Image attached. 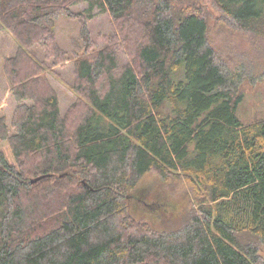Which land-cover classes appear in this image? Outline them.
<instances>
[{"label": "trees", "instance_id": "trees-1", "mask_svg": "<svg viewBox=\"0 0 264 264\" xmlns=\"http://www.w3.org/2000/svg\"><path fill=\"white\" fill-rule=\"evenodd\" d=\"M204 2L218 26L264 42V0H0V34L17 43L13 133L0 118V264H264V118L238 116L246 68L223 63ZM98 14L113 21L101 49ZM61 17L85 42L65 115L39 60L63 54ZM151 172L188 184L183 227L132 214Z\"/></svg>", "mask_w": 264, "mask_h": 264}, {"label": "rangeland", "instance_id": "rangeland-1", "mask_svg": "<svg viewBox=\"0 0 264 264\" xmlns=\"http://www.w3.org/2000/svg\"><path fill=\"white\" fill-rule=\"evenodd\" d=\"M210 13L209 40L222 56V61L231 69L246 68L247 77L241 85L244 98L238 107V116L248 123L264 118V42L247 34L235 31L228 24L218 26L219 12L212 3L204 2ZM86 5L74 7L82 12ZM80 24L72 18L61 17L56 24V37L63 54L56 59H44L48 67L44 76L57 92L61 113H69L78 100L74 91V58L85 51ZM91 41L98 47H106V40L113 29L109 14H98L89 24ZM17 43L9 34H0V118H6L11 128L16 110V101L11 93V84L5 72L6 59L16 54ZM126 60V58L124 59ZM193 195L185 181L163 182L158 174L149 173L140 182L135 198L131 200L132 214L141 223H148L158 232L173 231L184 226L194 205Z\"/></svg>", "mask_w": 264, "mask_h": 264}, {"label": "water", "instance_id": "water-1", "mask_svg": "<svg viewBox=\"0 0 264 264\" xmlns=\"http://www.w3.org/2000/svg\"><path fill=\"white\" fill-rule=\"evenodd\" d=\"M43 177H39V178H36V179H33L31 180V183L32 184H36L37 182H39L40 180H42Z\"/></svg>", "mask_w": 264, "mask_h": 264}]
</instances>
